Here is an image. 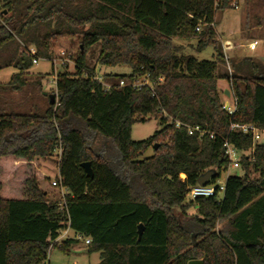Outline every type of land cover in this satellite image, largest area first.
Listing matches in <instances>:
<instances>
[{
    "label": "trees",
    "instance_id": "trees-1",
    "mask_svg": "<svg viewBox=\"0 0 264 264\" xmlns=\"http://www.w3.org/2000/svg\"><path fill=\"white\" fill-rule=\"evenodd\" d=\"M232 1L0 0V70L15 69L0 83V264H42L68 225L90 239L86 250L99 254L97 264H264V141L230 130L264 129V69L244 58L231 61L232 73L219 71L215 13ZM62 36L80 38L74 71L56 73L42 114L11 110L2 94L24 87L33 58H50L52 41ZM176 38L195 39L198 52L212 47L215 60L179 53ZM96 43V64L130 73L97 80L95 65L85 62ZM145 75L163 81L153 89L118 86ZM222 97L234 99L232 114ZM150 117L160 129L133 141L132 125ZM176 121L214 138L189 135ZM225 140L239 153L241 173L227 175L221 197L185 202L199 176L213 170V182L227 169ZM150 147L153 154L141 158ZM53 157L61 198L49 195L47 177L37 172L15 178ZM77 244L65 239L53 247L69 252Z\"/></svg>",
    "mask_w": 264,
    "mask_h": 264
},
{
    "label": "rangeland",
    "instance_id": "rangeland-1",
    "mask_svg": "<svg viewBox=\"0 0 264 264\" xmlns=\"http://www.w3.org/2000/svg\"><path fill=\"white\" fill-rule=\"evenodd\" d=\"M215 31L224 56L222 62L218 61L221 73H232L231 61H237L245 54L242 47H234L233 50H226L224 47L238 41L248 40L250 37L256 38L258 43L252 56L264 61V0H233L230 8L218 9L215 13ZM79 42L80 38L78 37L70 38L66 36L53 40L50 47V58H39L37 63L32 62L33 65L25 75L26 85L18 91L8 90L2 94L9 108L13 111L42 114L46 109L50 96L56 92L53 79L56 77V73L62 70H67L70 73L74 71V60L79 51L83 50ZM196 42L195 39L176 38L173 40L174 45L180 48L179 53L192 55L199 61L215 60V51L212 47H206L198 52L195 50ZM98 52L99 45L96 43L85 54L86 64L89 66L95 65L96 77L103 79L104 74L130 73L128 66L107 67L96 64L95 60ZM13 72H15V69L12 67L0 70V83H6ZM37 81H40V87L35 85ZM219 87L221 90H228V82L225 79L219 80ZM222 98L223 101L231 103L228 97L226 99ZM159 129L158 119L150 117L144 122H137L132 125L131 139L133 141L147 139ZM152 154L153 149L150 147L141 158L149 157ZM36 172L39 173L41 180L44 179L45 181L44 177H47V183L50 185V188H48L49 195L61 198L60 190L50 184L58 172L56 158L39 160L35 163V167L22 170V173L17 172L15 178L20 181L21 178L27 175H35ZM232 173L240 174L241 171L237 168L222 171L218 177L219 181L224 182L226 176ZM185 202L188 201L185 200ZM193 212V208L188 210L189 214ZM53 246L49 250L46 264H97L99 261V254L96 252L88 253L83 243L73 246L69 252H63L58 246Z\"/></svg>",
    "mask_w": 264,
    "mask_h": 264
},
{
    "label": "built area",
    "instance_id": "built-area-1",
    "mask_svg": "<svg viewBox=\"0 0 264 264\" xmlns=\"http://www.w3.org/2000/svg\"><path fill=\"white\" fill-rule=\"evenodd\" d=\"M195 30L198 31V27H196ZM30 52H31V54H34L35 50L31 47ZM38 59L39 58L34 57L32 62L37 63ZM53 79L55 82V78H53ZM96 79L99 81H102V79L99 77H96ZM162 81H163L162 76L158 77L155 81H151L149 79V76L145 75L144 77L137 78V79H134L131 81L130 80L127 81L124 79L120 80L118 82V86L122 87L124 85H129L133 89H140L142 87L147 86L150 89H153V86L155 83H159ZM103 84L105 85L106 89H108L110 87V85L107 83H103ZM222 109L224 111H226L227 113L232 114L235 110L234 99L231 103L223 101ZM175 126L177 128H179L180 126H185L187 129V133L189 135L197 134L199 137H202L204 135H208L209 138H211V139L214 138L213 132H210L209 130H207L205 128H201L200 126H188V125L182 124L178 121L175 122ZM230 130H240L243 133H247L248 131H251V133L253 135V139L255 141H261V140L264 141V129H260V128H257V127L252 126V125L231 124ZM223 148H224V153L226 154L227 159H228L227 170L229 171V169H231V168H237L239 166V153H238V151L227 140H225L223 142ZM59 153L60 152H58V155H59ZM227 170H225V171H227ZM181 177L184 178V175L181 174ZM225 180H226V178H225ZM225 180H224V182H220L219 179L216 178L215 181H213V182H211L209 180V182L206 185L196 184L194 186L188 187L185 200L190 201V200H194L195 198H198V197H209V196H212L214 194H218L221 197L223 195L224 190H225ZM50 184H51V186L58 187L60 189L61 197H62L64 194V188L61 187L60 178L58 177V175H56V177L51 181ZM65 239H73L75 241H78L79 243H83L84 245H88L90 243V239L88 237H85L82 233L72 231L68 225L64 230H62L60 232L59 236L51 243L50 248H52L54 243L59 244L61 241L65 240ZM45 261L46 260H44V262H42V264H46Z\"/></svg>",
    "mask_w": 264,
    "mask_h": 264
},
{
    "label": "crops",
    "instance_id": "crops-1",
    "mask_svg": "<svg viewBox=\"0 0 264 264\" xmlns=\"http://www.w3.org/2000/svg\"><path fill=\"white\" fill-rule=\"evenodd\" d=\"M257 44L258 43H257L256 38L250 37L248 40L235 42L232 45H229L228 47H224V49L233 50L234 47H242V50H243V52H245V54L242 57H240L237 61L233 60V62L235 64H240V63H242V60L244 58H251L252 60H254V62L259 64L264 69V61H262L261 59L255 57V56H252V53H254ZM236 55L238 56V53Z\"/></svg>",
    "mask_w": 264,
    "mask_h": 264
},
{
    "label": "water",
    "instance_id": "water-1",
    "mask_svg": "<svg viewBox=\"0 0 264 264\" xmlns=\"http://www.w3.org/2000/svg\"><path fill=\"white\" fill-rule=\"evenodd\" d=\"M225 94L228 95L227 90H225ZM53 100H54L53 97H51V102H53ZM156 147H157V144L154 145V149ZM81 167L83 168L87 177L91 178L93 176V170L91 168L90 162L81 163ZM213 177H215V172L213 170H208L204 174L198 177L197 184L206 185L209 182L210 178H213ZM141 232H142V225H139L138 230H137L138 237L141 235ZM188 264H203V260L201 259L190 260Z\"/></svg>",
    "mask_w": 264,
    "mask_h": 264
}]
</instances>
